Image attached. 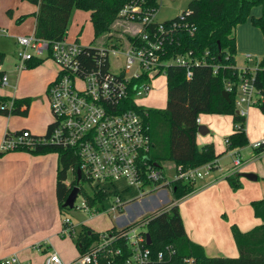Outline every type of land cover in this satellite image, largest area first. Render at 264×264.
Listing matches in <instances>:
<instances>
[{
  "label": "built area",
  "instance_id": "obj_1",
  "mask_svg": "<svg viewBox=\"0 0 264 264\" xmlns=\"http://www.w3.org/2000/svg\"><path fill=\"white\" fill-rule=\"evenodd\" d=\"M144 1L133 0L123 6L119 12L120 20L134 22L138 24V28L130 31L129 37L127 33H121L117 35L120 37L118 40L105 39L94 45L101 58L97 68L91 70H88L81 56L85 45L78 40L70 41L68 36L51 40L38 37L35 32L16 36L20 67H26L28 61L34 58H50L58 65L57 75L49 84L47 93L54 121L43 135L33 134L29 130L5 135L0 151L32 150L41 145L69 151L78 163L69 168L66 182L71 190L78 186L79 192L73 207L66 208L88 212L91 216L98 210L96 206L90 205L88 195H93L98 190L116 195L113 209L120 210L124 206L117 189L119 180L126 183L122 187L123 192L135 187L144 196L161 189L173 192L175 181L195 183L215 169L223 170L222 176L226 178L239 172L243 164L241 153L236 148L232 149L235 154L233 164L225 170L217 160L196 167L176 164L173 175L169 177L163 163L153 159L149 112L144 109L146 106L141 99L149 96L159 75L166 76L168 66L185 67L187 77L191 78L193 66L208 63L209 52L195 56L192 50L185 53L170 51L168 45L174 40V31L181 25L190 29L189 25L180 21L166 23L156 20L157 8H143ZM188 12V8L183 10L179 14L181 19ZM3 31H6L5 28ZM260 63L261 60L255 68H240L251 71V74L243 73L236 87L237 111L244 116L248 107L260 106L264 102L263 91L255 83ZM7 82V75H3L2 83ZM234 84L226 81L225 89L228 92L234 90ZM262 144L264 138L253 144V147L258 148ZM78 170H81L80 179ZM83 182L89 185V189L84 187ZM79 197L81 202L78 204ZM169 205L166 210L171 207V203ZM147 223L128 227L118 235L100 232V239L96 243L69 261L47 246L43 264H101L104 257L123 254L122 248L114 245L116 238L120 236L131 248L126 264H160L171 258L177 250L169 245L166 250L153 255L148 247ZM83 225L73 235L76 224L71 217L66 216L61 233L78 237L83 231ZM38 245L37 247H43L44 243ZM35 246L36 244L33 248ZM184 261L187 264H197L194 257H184ZM0 264H32V261L13 253L0 258ZM108 264H111L110 261Z\"/></svg>",
  "mask_w": 264,
  "mask_h": 264
},
{
  "label": "trees",
  "instance_id": "obj_2",
  "mask_svg": "<svg viewBox=\"0 0 264 264\" xmlns=\"http://www.w3.org/2000/svg\"><path fill=\"white\" fill-rule=\"evenodd\" d=\"M38 6L34 12L36 25L34 32L38 37L58 40L67 36L71 15L75 8L90 11L96 35L103 38H120L112 32V24L118 19L123 6L133 0H30ZM143 8L159 6L158 0H145ZM261 5L263 12L260 16L252 15V8ZM189 12L181 19L179 15L164 20L166 23L177 21L186 23L189 28L181 25L173 34L174 40L168 49L185 53L192 50L195 56L208 51V63L195 65L191 78L187 77L185 67L170 65L166 70L167 104L165 108L144 107L149 112L148 121L152 135V157L155 161H174L186 167H196L212 162L218 157L212 144L197 145L198 117L200 113L210 112L232 114L234 131L227 137L228 149H236L247 145L249 140L246 133V116L240 114L236 107V87L244 71L236 66L237 38L235 27L248 18L254 25L261 28L264 34V0H191ZM25 16L21 15L19 20ZM117 31V30H116ZM88 70L97 68L99 64L98 51L94 45L84 46L81 54ZM5 59V53L0 51V64ZM43 60L34 58L26 64L36 67ZM1 74V73H0ZM226 81H232L234 90L230 91V99L224 95ZM255 83L264 94V55L260 69L256 71ZM31 97H9L0 95V114L28 115ZM264 113V102L260 104ZM8 131L6 135L20 134ZM256 153L264 151V144L254 148ZM25 150V149H22ZM55 150L59 153L60 161L57 174L56 194L61 209L71 192L66 180L71 165H77L76 159L69 151L55 146H38L29 150L33 153H45ZM5 152L0 151V155ZM234 189L242 187L239 172L226 176ZM174 197L179 200L195 189V183L175 181L173 183ZM108 196L103 190L88 195L90 205L101 210V204ZM255 215L261 223L248 231H242L236 225L232 226L233 236L237 244L238 256H209L203 245L193 241L185 230L183 217L178 206L171 203L166 210L162 207L155 212L145 215L141 219L124 228L112 227L108 233L119 234L124 229L148 222L146 231L152 236V243L148 244L153 255L166 250L172 245L176 253L160 264H187L184 257H194L197 264H264V198L252 201ZM170 206V205H169ZM101 233L88 225H83V231L75 237L80 253L100 239ZM115 246L122 248L123 254L116 257H104L101 264H126L131 254L128 242L120 237L116 238Z\"/></svg>",
  "mask_w": 264,
  "mask_h": 264
},
{
  "label": "crops",
  "instance_id": "obj_3",
  "mask_svg": "<svg viewBox=\"0 0 264 264\" xmlns=\"http://www.w3.org/2000/svg\"><path fill=\"white\" fill-rule=\"evenodd\" d=\"M262 12L261 5L252 8V15L260 16ZM245 22H247L245 28L248 33L254 32V28L261 30L253 24L251 18H248ZM239 24L235 27L237 52L238 47H240V39L237 33ZM35 25L36 18L32 32H34ZM5 30L7 29L5 28ZM239 36H241V32H239ZM16 51L17 47L15 48V55H17ZM252 56V54H246L244 64L240 66L236 62V66L238 68H250L249 62L255 61ZM262 58L257 59L255 66ZM43 62L36 66L37 70L43 74L37 94L41 95L45 90L46 97H48L49 84L56 77L58 70L54 65L52 67L43 66ZM0 73V83L2 84V76L7 74L5 69L2 68V64H0ZM20 73L18 80L23 72ZM157 81L158 78L155 80L154 88L151 91L153 95L156 93L154 89ZM165 82L167 84V78ZM10 85V83L4 84L5 87H10V90L1 89L0 87V95L31 98L35 95L33 93L30 96L28 95L30 93L27 92L18 93L20 90L17 86L13 85L12 87ZM166 87L168 91V86L166 85ZM12 88H14V92ZM254 107H248L245 113V127L249 142L240 148L243 164L240 167L239 175L240 172H254L258 176L257 180H251L240 175L242 187L234 189L229 180L223 178V170L215 169L205 178L195 182L196 190L189 194L196 195L194 196V204L189 211L183 209L184 216L181 214L188 236L193 241L203 245L209 256H238L239 250L233 236L232 226L236 225L240 230L248 231L261 223V219L255 215L252 201L264 198L255 197V194H258L257 192H259L257 196H264V151L256 153L253 144L264 138V113ZM20 117V115L15 114H0V144L8 131L16 132L21 129H28L37 135H43L47 132L32 131L24 123V118ZM198 123L199 125H205L208 132L205 134L197 132V145L212 144L218 156L216 160L219 165L224 170L229 168L233 164L235 154L231 149H228L227 152L224 151L225 145L224 143L221 144V140L222 137H227L234 131L233 115L200 113ZM209 133H212V135L205 138L204 136ZM247 147L250 148V155L244 157L242 151ZM59 161V156L55 158L44 153L9 151V153L0 155V258L17 253L23 259L33 261L32 257L35 253L33 246L42 236L40 230L46 229L47 231L44 232H50L49 236L56 234L54 230L59 225L61 209L56 194ZM243 178L247 180H242ZM253 181L256 183L261 181V184L258 185ZM246 185L247 188H245ZM253 190L257 192L251 194ZM146 196L149 195L129 201L132 202L133 206H130V204L123 206L116 215L112 227H125L150 214L147 212H155L160 207L161 202H166L168 199L167 194L162 192L158 206L147 207L151 208L148 210L146 208L145 210L140 209L142 205L140 202L146 201ZM58 230L57 233H59ZM71 259H74V257H71Z\"/></svg>",
  "mask_w": 264,
  "mask_h": 264
},
{
  "label": "rangeland",
  "instance_id": "obj_4",
  "mask_svg": "<svg viewBox=\"0 0 264 264\" xmlns=\"http://www.w3.org/2000/svg\"><path fill=\"white\" fill-rule=\"evenodd\" d=\"M191 0H158L159 6L157 7V11L155 12V19L158 21H164L173 17H176L179 15L183 10L189 7ZM37 9V5L30 0H0V51L5 53V59L1 63L2 68L5 69L7 72V78L8 82L13 87V85H16L17 88L20 90L18 93H30L28 95L31 96V94H35L32 97L31 102V108L29 111V114L24 116L20 115V118H24V123L34 132H40L44 133L45 131H48V128L50 124L54 121V117L51 111V106L48 97H46L45 90L43 93L37 94L38 89L41 83L42 79V72L37 70V67H20V61L17 55H15V48L17 47L15 37L17 35H23V34H30L33 31L34 23H35V14L34 12ZM21 15H24L25 17L21 20H19V17ZM244 24V25H243ZM247 22H244L242 24H239L238 26V37L240 39V47H238V52L236 55V62L238 65L244 64V58L246 54H252L255 61H250V68H255V63L258 58H262L264 55V42H263V34L260 29L254 28V32L248 33L247 29L245 28L247 25ZM137 26V27H136ZM3 28H6V31H3ZM138 28V24H135L134 22H130L127 20H116L112 24V32H114L117 35H120L121 33L126 34L127 37L130 36V31H134ZM117 30V31H116ZM125 30V31H124ZM127 31V32H126ZM239 32H241V36H239ZM67 36L70 41H76L78 40L82 45H98L101 42H104L105 38L102 36L96 35L94 24L91 20V13L80 9L75 8L70 19ZM259 60V59H258ZM43 66H50L53 65L56 66L58 70V65L53 59H45L43 60ZM248 63V62H247ZM23 73H22V72ZM22 73L21 78L18 80L19 73ZM20 73V74H21ZM166 77L165 74H161L158 76V81L156 83V87L154 90H156L155 95H153V92L144 98L141 99V102L146 107H153V108H165L167 104V87H166ZM18 81V82H17ZM6 83V84H7ZM10 85V86H11ZM1 89L10 90V87L4 86V84L0 83ZM13 92H14V88ZM21 95V94H18ZM256 110L263 112L260 108V106L254 107ZM206 114H214L210 112H204ZM47 128V129H46ZM212 133L207 134L204 136L205 138L211 136ZM229 136V135H228ZM227 136V137H228ZM222 137L221 144L224 143L225 149L224 151H228L226 138ZM210 143V142H209ZM207 144V143H205ZM199 145V144H198ZM216 146V145H215ZM12 151H24V152H32L29 150H12ZM5 153H9L5 152ZM4 153V154H5ZM250 153V148L247 147L242 151V155L244 157H247ZM44 154L51 155L52 157L59 156L58 152L55 150H51L48 152H45ZM162 165L166 168L167 174L169 177L173 175L174 167L177 164L174 161H162ZM247 167V166H246ZM214 171V170H213ZM208 176V175H207ZM69 177H71V173L69 172ZM242 180H247L243 178ZM200 181V179H198ZM253 183H256L253 181ZM256 184H261V181L257 182ZM83 185L86 189H89V185L85 184L83 182ZM126 185L124 180H119L117 182L118 191L120 196L123 198L124 206L129 205L133 206L131 204L132 202H129L133 200L134 198H141L143 195H141L137 188L131 187L130 190H127L123 192L122 187ZM247 188V185L246 187ZM92 189H90L91 191ZM250 191V190H248ZM247 191V192H248ZM164 192L167 194V201L161 202L160 207L168 206L170 203L173 202L174 206H178L181 214H183V209H186V211L191 210V207L194 204V195H187L183 197L182 199L177 200L174 197V194L171 190H155L152 193H149L146 196V201L140 202L142 203L140 209L147 208V207H156L159 205L158 201H160V195ZM257 191L253 190L251 191V194H255ZM255 194L257 198H262L264 196H257L259 195ZM81 202V198L79 197L77 199V203L79 204ZM116 204V195L114 193H109L108 196L104 199L103 204H101V210L96 212L92 217L88 212H83L81 210H76L73 208H63L60 209L59 213V225L57 228H55L54 232L56 233L53 236H49L50 232H44L47 231L46 229L40 230L42 232V236L39 238L37 242H35L36 246L34 247L33 251L35 252L33 255V261L32 264H43L45 259V250L46 247L49 246L50 248L58 251L60 255L67 261L72 260L71 257L76 258L81 253L77 246V241L74 237L70 236L69 234H62L61 228L63 224V220L66 216L71 217L75 224L76 228L74 229V234L78 233L82 229V225H88L95 231L105 233L112 225L115 223V217L118 215L119 210L113 209L112 206ZM156 209V210H157ZM146 210V211H147ZM152 213V212H147ZM128 214V212H127ZM130 215V214H129ZM184 216V214H183ZM91 219H88V218ZM88 219V220H85ZM60 227V228H59ZM59 228V230H58ZM57 230L59 233H57ZM46 233V234H45ZM39 243H44L43 247H37L39 246ZM31 258V259H32Z\"/></svg>",
  "mask_w": 264,
  "mask_h": 264
},
{
  "label": "water",
  "instance_id": "obj_5",
  "mask_svg": "<svg viewBox=\"0 0 264 264\" xmlns=\"http://www.w3.org/2000/svg\"><path fill=\"white\" fill-rule=\"evenodd\" d=\"M224 95L227 99H230V94L227 90H224ZM198 132L201 134H205L208 132V128L205 125L200 124L198 126ZM240 175L251 180H257L258 177L257 174L254 172H240ZM80 178H81V170H78V179ZM78 192H79V187L74 186L64 203L65 207H73ZM147 241L149 244L152 243V236L149 232H147Z\"/></svg>",
  "mask_w": 264,
  "mask_h": 264
}]
</instances>
